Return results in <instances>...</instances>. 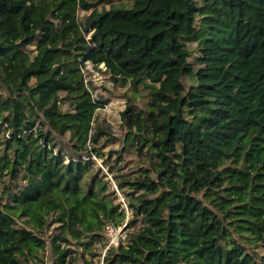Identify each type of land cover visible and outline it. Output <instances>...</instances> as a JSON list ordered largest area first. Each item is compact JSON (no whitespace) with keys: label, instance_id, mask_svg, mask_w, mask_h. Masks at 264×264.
Here are the masks:
<instances>
[{"label":"trees","instance_id":"1","mask_svg":"<svg viewBox=\"0 0 264 264\" xmlns=\"http://www.w3.org/2000/svg\"><path fill=\"white\" fill-rule=\"evenodd\" d=\"M126 1L0 0V173L16 183L0 201V264L38 258L51 215L53 264H73L68 244L89 248L85 237L128 217L93 169L111 137L94 125L103 101L86 62L150 89L146 109L121 113L150 154L118 181L132 216L105 264H260L247 246L264 241V0ZM58 135L75 156L56 151Z\"/></svg>","mask_w":264,"mask_h":264},{"label":"rangeland","instance_id":"2","mask_svg":"<svg viewBox=\"0 0 264 264\" xmlns=\"http://www.w3.org/2000/svg\"><path fill=\"white\" fill-rule=\"evenodd\" d=\"M122 2L129 4L126 0H99L98 8L101 9L103 6L109 8L111 4H122ZM88 13L90 11L80 8L77 13L79 20L82 21ZM188 45L192 50L189 61L197 68L199 65L197 59L201 55L198 42H189ZM35 48L36 44L34 43L26 49L32 57L36 54ZM83 70L85 71L87 84H89L93 96L103 101V105L96 111L94 125L99 124L108 129V135L111 137L107 139L106 137L101 138L95 145L99 154L95 153L96 155L92 156L94 160L93 169L96 172L98 171L99 175L103 176L104 180L107 181L109 191L114 193L116 202H120L122 208L128 212V217L124 224L119 227L114 226L112 228L110 225H107V228L105 227L99 232L102 237H85L86 241L90 243L89 248L77 243L76 240H73V244H68L67 247L75 250L72 254V257L75 258L73 264H102L107 249L112 245H117L120 239L126 236V226L124 225L132 216L127 205L128 198L124 191L119 189L118 181L140 175L141 167L148 164L150 154L147 145L140 147L137 140L128 136L121 113L126 109L128 104L135 105L136 110L141 108L146 109L150 98V89L147 85H144L149 83L148 79L138 87H133L130 82L123 84L121 80H113L103 63L96 68L90 62H86ZM183 82L187 91L192 81L190 78L184 77ZM0 93H3L1 87ZM67 107L68 104H62L63 109H67ZM2 136L3 132L0 133L1 142L3 141ZM57 137L58 144L56 145V151L63 148L68 156H75L67 139L59 135ZM2 149L3 145L0 143V151ZM120 153L123 154L122 159L118 158ZM83 155L86 154L84 153ZM24 184L25 181L22 182V185ZM7 185L9 189L6 188ZM15 185L16 183L10 179L6 171L0 173V201L2 203L11 201L10 194L15 190ZM55 217L56 215H51L48 218V226L44 234L47 240L46 249L41 252L38 258L32 260L30 264H44V260L49 259V261H53L55 258L52 253V239L60 232V224L54 220ZM140 227H142V224L138 223L132 228L139 229ZM62 245L65 246V243L62 242ZM247 248L260 264H264V241L260 242L255 249L250 245Z\"/></svg>","mask_w":264,"mask_h":264},{"label":"built area","instance_id":"3","mask_svg":"<svg viewBox=\"0 0 264 264\" xmlns=\"http://www.w3.org/2000/svg\"><path fill=\"white\" fill-rule=\"evenodd\" d=\"M112 228L114 226L110 225ZM44 264H53V261H49V259L44 260ZM102 264H104V261H102Z\"/></svg>","mask_w":264,"mask_h":264},{"label":"water","instance_id":"4","mask_svg":"<svg viewBox=\"0 0 264 264\" xmlns=\"http://www.w3.org/2000/svg\"><path fill=\"white\" fill-rule=\"evenodd\" d=\"M126 225H127V223L124 226H126Z\"/></svg>","mask_w":264,"mask_h":264}]
</instances>
